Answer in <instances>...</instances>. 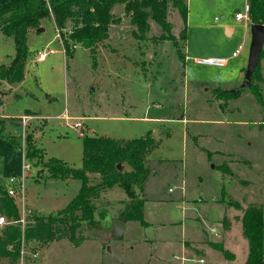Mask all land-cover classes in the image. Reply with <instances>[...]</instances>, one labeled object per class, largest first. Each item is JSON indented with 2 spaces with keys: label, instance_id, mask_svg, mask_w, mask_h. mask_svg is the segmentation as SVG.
Here are the masks:
<instances>
[{
  "label": "rangeland",
  "instance_id": "obj_1",
  "mask_svg": "<svg viewBox=\"0 0 264 264\" xmlns=\"http://www.w3.org/2000/svg\"><path fill=\"white\" fill-rule=\"evenodd\" d=\"M247 3L189 0L187 26L179 13L170 9V33L150 21L142 40L134 38L135 28L123 5H116L108 37L92 52L78 46L70 56L58 52L61 46L49 18L44 20L42 33L28 36L25 78L5 96L0 110V120L9 128L0 132V186L5 191L11 188L7 187L9 180L21 178L23 173L24 145L16 148L7 138L13 137L21 145L23 116L32 117L27 131L36 126L31 132L37 131L35 143L45 157L61 160L74 169L81 168L82 139L86 136L133 140L142 138L154 126L163 136L146 163L150 170L145 185L147 199L158 200L145 210L150 225L130 221L121 238L112 236V218L121 209L114 202L125 198L119 189L110 192L108 200L103 196L96 202L99 209L109 205V214L101 222L106 230L104 237L83 228L87 239L77 247L65 239L46 245L32 241L23 244L24 255L21 259L19 254L17 264H180L173 258L183 257L184 238L204 244L199 246L198 255L186 257L193 261L191 264H200L202 249L210 250L207 260L211 263L207 264H224L223 254L206 244L219 243L223 238L210 234L212 228L218 233L224 230V207L218 202L231 206L230 202L241 205L240 201L248 204L264 200V84H259L263 106L249 89L232 101L218 100L213 93L242 85L250 24L237 21L235 15L243 13ZM228 26L235 29L231 37L225 34ZM183 32L185 41L181 39ZM174 44L183 57L186 54V61L179 59ZM240 46V54L232 57ZM47 47L56 53L34 62L33 56ZM6 52L8 49L0 45L1 65L10 62ZM209 58L227 62L224 67L200 64ZM260 73L264 77V60ZM182 116L186 123L178 121ZM78 122L84 137L79 136L81 129L72 128ZM231 152L239 156L228 154ZM30 166L23 180L24 203L29 209L25 226L35 216L56 214L65 208L81 188L77 179L54 180L47 171L39 176L42 170ZM247 181L254 185L248 188ZM12 199L20 211L18 197ZM0 216L4 215L0 212ZM5 227L0 226V233ZM232 234L245 241L240 225ZM238 248L240 263L244 249ZM0 264L8 261L0 260Z\"/></svg>",
  "mask_w": 264,
  "mask_h": 264
},
{
  "label": "trees",
  "instance_id": "obj_2",
  "mask_svg": "<svg viewBox=\"0 0 264 264\" xmlns=\"http://www.w3.org/2000/svg\"><path fill=\"white\" fill-rule=\"evenodd\" d=\"M251 24L264 26V0H248ZM123 5L134 26L132 32L136 40H142L150 29V21L169 32L167 13L170 9L177 11L187 26V0H0V32L10 37L14 43L15 53L9 65H0V84L5 82L15 85L24 79L25 62L28 57L27 36L30 30L40 28V21L52 17L58 30L66 56L73 53V47L80 45L91 51L95 45L108 37L110 25L114 22L113 8ZM172 39V38H171ZM186 40V33L181 36ZM177 48V44H174ZM178 51V48H177ZM179 59L184 57L178 51ZM264 60V46L259 54V62L251 77L248 88L257 102L263 106L260 83L264 77L260 73V62ZM244 88L232 90H214L218 100L232 101L244 92ZM4 93L0 92L1 98ZM264 125V111L262 115ZM0 120V132H3ZM12 145L20 147L13 137H7ZM157 143L150 134L130 141H119L103 137H84L82 139V164L80 169L69 167L58 159H46L44 151L38 148L31 135L25 136L24 157L35 167H39V176L47 171L51 179H77L81 182L79 193L65 208L56 214L35 216L24 228L19 220V210L7 192L0 186V212L10 224L0 233V260L8 264H17L20 245L37 242L41 245L56 240H68L75 247L87 239L82 230L86 228L103 229L101 222L109 214L108 203L99 209L96 205L102 193L114 186L121 188L127 201L120 202L121 209L114 219L125 222L136 221L145 225L143 215L144 199L138 194L150 174L145 166L146 156L155 149ZM121 166V169L118 166ZM124 165L129 167L124 170ZM220 169L229 172L225 167ZM230 174V173H229ZM89 175H97L98 181L91 182ZM224 189H222V194ZM230 205L240 209L238 203ZM15 222V223H12ZM227 225V222L224 224ZM242 234L248 242V255L245 264H264V202L262 206H248L241 217ZM121 238V237H120ZM227 259L232 255L221 244H212Z\"/></svg>",
  "mask_w": 264,
  "mask_h": 264
},
{
  "label": "crops",
  "instance_id": "obj_3",
  "mask_svg": "<svg viewBox=\"0 0 264 264\" xmlns=\"http://www.w3.org/2000/svg\"><path fill=\"white\" fill-rule=\"evenodd\" d=\"M247 2H248V0H247ZM187 7H188V13H189V0H187ZM237 13H239V12H237ZM241 13V12H240ZM51 21H52V24H53V26H54V29H55V31L57 32L58 30L56 29V27H55V24H54V21H53V19H52V17H48ZM46 18H44V19H42L41 21H40V28L39 29H42V31L41 32H37V30H30L29 32H28V36H30L31 34H40V33H42L44 30V26H45V23H44V20H45ZM187 20H188V17H187ZM244 23H245V21H244ZM246 24V23H245ZM249 24L251 25V23L249 22ZM249 26V25H248ZM225 34L227 35V36H229V37H231V36H233L234 34H235V29H234V26H228V27H226L225 28ZM28 36H27V40H28ZM56 39L59 41V44H60V46H61V49H59L58 50V52L59 53H63L64 52V48H63V45H62V42H61V37H60V34H59V36L56 34ZM0 45L1 46H3L5 49L7 48L8 49V52H6L7 53V56H8V58H10V62H11V59H12V57L14 56V53H15V49H14V43H13V40H12V38H10V37H6V36H4L1 32H0ZM78 46H80V45H77L76 47L74 46L73 47V51L75 50V48H77ZM45 49H47V50H41V51H38L37 52V55H34L33 56V60H34V62H42V61H45L46 59H47V56L48 55H51V54H55L56 53V51L55 50H53L52 48H45ZM29 52V51H28ZM64 54V56H66L65 55V52L63 53ZM11 55H13L12 57H11ZM37 56V57H36ZM29 59V54H28V57H27V59H26V62H27V60ZM32 60V61H33ZM184 61H186V54L184 53ZM9 62V63H10ZM26 62H25V68H26ZM1 65V64H0ZM7 65H9V64H7ZM25 68H24V78H25V75H26V70H25ZM23 81V80H22ZM22 83V82H21ZM21 83H19V84H15V85H9V84H7V83H5V82H1V84H0V92H2V93H4V95H3V97L1 98V105H0V110H1V108H3V103H4V98H5V96L6 95H8L10 92H12L13 90H14V88H16V87H18ZM26 117H28V119L25 121V118ZM0 118H3V116H1V114H0ZM32 117L31 116H23V137H22V141H21V145H20V147H18V148H20V149H22V147H23V145L25 146V136H26V133L28 132V134L29 135H32V138H33V141H34V144L36 145V143H35V137L38 135V133H37V131H34V132H31V130H32V128H34V127H36L35 125L34 126H32V127H29V129H28V131H27V128H28V125H27V122L31 119ZM178 121L179 122H181V123H186V120H185V118L182 116V117H180L179 119H178ZM2 123H3V127H4V130L5 131H8V127H5L4 126V122L2 121ZM8 133H10V132H8ZM147 134H150L152 137H154V139H155V141H156V143H157V146L159 145V141H160V137L161 136H163L161 133H160V129L159 128H157V127H153L151 130H149V132H147L144 136H146ZM85 135V134H84ZM167 136L169 135V134H166ZM9 136V135H8ZM144 136H142V138L144 137ZM165 136V135H164ZM129 140H131V139H119V141H124V142H126V141H129ZM37 146V145H36ZM157 146L155 147V149L157 148ZM17 148V147H16ZM154 149V150H155ZM153 150V151H154ZM153 151H151L147 156H146V158H145V166H146V163L150 160V155H151V153L153 152ZM22 153H23V161H24V152H23V150H22ZM212 153V152H211ZM221 154V153H220ZM228 154H231V155H236V156H239L237 153H228ZM224 154H222V156H223ZM243 157V156H242ZM46 158V157H45ZM47 159V158H46ZM246 160V159H245ZM222 161H223V159H222ZM247 162H250L248 159L246 160ZM147 167V166H146ZM253 167H256V165L254 164V166ZM149 169V168H148ZM124 170L125 171H128L129 170V168L127 169V168H125V165H124ZM150 175V174H149ZM231 176V178H232V181H234L235 179H234V174H231L230 175ZM149 177V176H148ZM148 177L146 178V180H145V182H144V184H143V189H142V191L140 192V193H138L143 199H144V207H143V215H144V220H145V222L148 224V225H150L147 221H146V219H145V217H146V213H145V210L148 208V206L149 205H151V203L152 202H155L156 204H157V201L158 200H151V199H147V191H146V189H145V185H146V183H147V179H148ZM89 178H90V180H91V182H97L98 181V176L97 175H89ZM248 182V184H247V186H248V188H250L251 186H252V184L254 185V182H250V181H247ZM7 187H8V185H7ZM119 189H121V188H119L118 186H114V187H112V188H110V189H106L103 193H102V195H101V197H103V196H105V198H107V195L110 193V192H116V190H119ZM222 189H224V188H222ZM222 189H221V191H222ZM172 192V191H171ZM244 192H246V191H243V193ZM104 198V197H103ZM264 199V198H263ZM107 200H108V198H107ZM238 200V199H237ZM124 201H127V197H126V195H125V198H122L121 200H118V201H116V202H114V203H120V202H124ZM215 201L216 202H218V200H217V198L215 199ZM112 202V201H111ZM263 202H264V200H262L261 202H249L248 204L249 205H257V206H262L263 205ZM218 203H220L223 207H224V212H225V216H224V218H223V220H222V225L224 226V230H223V233H222V230H221V234L220 233H218V236H216L217 238L220 236V237H223L222 238V241L221 242H217V243H214V242H206V244L210 247L209 249H211V250H214V251H217V250H215L213 247H212V244L214 243V244H221L222 245V247H223V249L225 250V251H227L229 254H231L232 255V259H227V258H225V257H223V260L225 261L224 262V264H245V262H246V259H247V255H248V242H247V240L244 238V236H243V234H242V226H241V217H242V214H243V210L244 209H246L247 207H248V204H246V202H241L240 201V209H237V208H235V207H233V206H228L227 204L225 205L224 203H222V202H218ZM26 208H27V206H26ZM28 209V208H27ZM29 210V209H28ZM113 220H115L114 218H112V221ZM225 222H227V225L225 226L224 224H225ZM126 223L127 222H125V225H126ZM147 225V226H148ZM238 225H240V227H241V235H242V238H244L245 239V241H243V239H238L237 237H234L233 236V229L235 228V227H237ZM193 232L194 233H197V229H194L193 230ZM198 243H195V242H193V241H189L188 239H186V238H184V241L182 242V251L184 252L183 253V257L182 258H184V259H186V257H191V255H193V254H199V252H200V249H199V246H204V244H202L203 243V241L202 242H200V244H199V241H197ZM241 248V249H244V257H243V260L240 262V263H238L239 261H237V254H236V248ZM238 248V249H239ZM202 251V255L205 257H202L201 259L202 260H204V264H207V261H209L210 263H211V259H209L208 258V260H207V256H208V253H209V251L210 250H207V249H202L201 250ZM219 252V251H218ZM221 253V252H220ZM174 257V256H173ZM181 258V259H182ZM173 259H175V260H177V261H179L180 262V264H189L190 262H182L181 261V259L180 260H178L177 258H176V256L173 258ZM188 259V258H187ZM191 264V263H190Z\"/></svg>",
  "mask_w": 264,
  "mask_h": 264
},
{
  "label": "built area",
  "instance_id": "obj_4",
  "mask_svg": "<svg viewBox=\"0 0 264 264\" xmlns=\"http://www.w3.org/2000/svg\"><path fill=\"white\" fill-rule=\"evenodd\" d=\"M235 19L237 21H242V20H245V21H248L250 22V18H249V4L247 3L245 6H244V12L243 13H237L235 15ZM57 35L59 36V32L57 31ZM242 50V47L240 46L237 50H235L233 53H232V57H237L240 52ZM226 62L227 60L224 59V58H209V59H205V60H202L200 61V64H204V65H208V66H215V67H224L226 65ZM28 119V117L25 118V121ZM72 128L74 129H81V131H79V136L80 137H84V132H83V128H82V125L81 123H76ZM23 152H24V148L22 149ZM23 173H22V177L21 178H11L9 180V183H8V187H11L9 188L6 192L8 194L9 197L11 198H14L15 196L18 197V200L19 202L21 203V209L19 211V215H20V218L18 221H16V223H19L21 225L22 228L25 227V220H24V217L27 216V214H29V211L28 209L26 208V205L24 203V198H23V180H24V177H25V172H29L30 169H31V166L30 164L25 160V157H24V164H23ZM22 216V217H21ZM12 223H15V222H12ZM10 224L6 218L4 216H0V226H3V225H8ZM210 234L214 235V236H218V232L216 231L215 228H212L210 229ZM24 245L23 243L20 245V258L22 259L23 255H24ZM182 262H193L192 260H189V259H184L182 258L181 259ZM198 262L200 264H204V260L202 259H199Z\"/></svg>",
  "mask_w": 264,
  "mask_h": 264
},
{
  "label": "water",
  "instance_id": "obj_5",
  "mask_svg": "<svg viewBox=\"0 0 264 264\" xmlns=\"http://www.w3.org/2000/svg\"><path fill=\"white\" fill-rule=\"evenodd\" d=\"M42 29H38L37 32H41ZM264 46V26L251 24L250 25V46L248 52L247 66L244 73V79L241 88L248 89L251 86V77L259 62V54ZM121 169V166H118ZM111 233L112 236L120 238L125 232V221L121 219H115L111 222ZM91 232L99 237L106 235V230L103 229H92Z\"/></svg>",
  "mask_w": 264,
  "mask_h": 264
}]
</instances>
